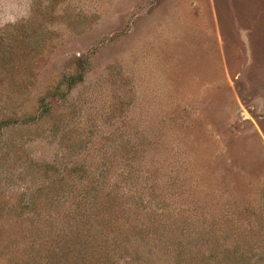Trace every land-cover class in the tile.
I'll return each mask as SVG.
<instances>
[{
  "label": "rangeland",
  "instance_id": "1",
  "mask_svg": "<svg viewBox=\"0 0 264 264\" xmlns=\"http://www.w3.org/2000/svg\"><path fill=\"white\" fill-rule=\"evenodd\" d=\"M0 264H264V0H0Z\"/></svg>",
  "mask_w": 264,
  "mask_h": 264
},
{
  "label": "trees",
  "instance_id": "2",
  "mask_svg": "<svg viewBox=\"0 0 264 264\" xmlns=\"http://www.w3.org/2000/svg\"><path fill=\"white\" fill-rule=\"evenodd\" d=\"M93 261V260H92Z\"/></svg>",
  "mask_w": 264,
  "mask_h": 264
}]
</instances>
